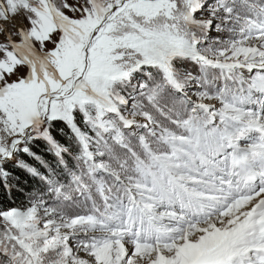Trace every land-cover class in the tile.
Masks as SVG:
<instances>
[{
    "label": "snow or ice",
    "instance_id": "obj_1",
    "mask_svg": "<svg viewBox=\"0 0 264 264\" xmlns=\"http://www.w3.org/2000/svg\"><path fill=\"white\" fill-rule=\"evenodd\" d=\"M0 264H264V0H0Z\"/></svg>",
    "mask_w": 264,
    "mask_h": 264
},
{
    "label": "trees",
    "instance_id": "obj_2",
    "mask_svg": "<svg viewBox=\"0 0 264 264\" xmlns=\"http://www.w3.org/2000/svg\"><path fill=\"white\" fill-rule=\"evenodd\" d=\"M49 159H51V157H48Z\"/></svg>",
    "mask_w": 264,
    "mask_h": 264
}]
</instances>
